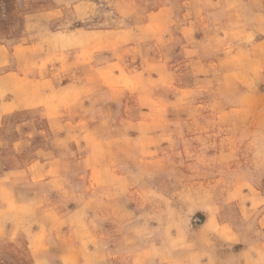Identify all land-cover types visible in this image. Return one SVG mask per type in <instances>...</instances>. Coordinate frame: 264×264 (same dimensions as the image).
Instances as JSON below:
<instances>
[{
  "label": "rangeland",
  "instance_id": "rangeland-1",
  "mask_svg": "<svg viewBox=\"0 0 264 264\" xmlns=\"http://www.w3.org/2000/svg\"><path fill=\"white\" fill-rule=\"evenodd\" d=\"M1 68L0 264H264V0H0Z\"/></svg>",
  "mask_w": 264,
  "mask_h": 264
},
{
  "label": "crops",
  "instance_id": "crops-1",
  "mask_svg": "<svg viewBox=\"0 0 264 264\" xmlns=\"http://www.w3.org/2000/svg\"><path fill=\"white\" fill-rule=\"evenodd\" d=\"M3 71V72H2ZM2 73H6V70H4V68H1L0 69V74H2Z\"/></svg>",
  "mask_w": 264,
  "mask_h": 264
}]
</instances>
